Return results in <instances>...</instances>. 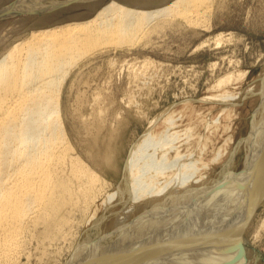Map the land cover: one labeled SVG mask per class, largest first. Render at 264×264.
Masks as SVG:
<instances>
[{"label": "bare ground", "instance_id": "bare-ground-1", "mask_svg": "<svg viewBox=\"0 0 264 264\" xmlns=\"http://www.w3.org/2000/svg\"><path fill=\"white\" fill-rule=\"evenodd\" d=\"M56 1L29 0L27 7L38 12L48 8L43 3L52 6ZM208 5L207 0H173L145 9L112 0L83 21L50 27L49 18L42 17L39 29L1 53L0 264H14L31 228L41 227L36 233L41 242L35 243L46 246L44 240L67 236L63 230L75 214L85 216L92 207L85 222L94 232L74 250L71 260L78 259L77 264H250L235 248L233 232L245 222V213H240L244 203L254 204L264 194V110L239 144L245 158L238 173L212 180L202 156L194 158L190 150L181 153L189 143V127L188 135L183 132L187 140L180 139L179 145V130H147L131 146L122 179L110 191L105 178L73 153L62 116L63 85L79 59L107 44L131 42L135 30L156 19L166 22L174 13L198 19L210 11ZM196 17L187 20L197 22ZM23 20L15 21L10 31ZM6 38L8 33H0V40ZM170 118L171 128L176 124ZM100 198L101 207L96 205Z\"/></svg>", "mask_w": 264, "mask_h": 264}, {"label": "rangeland", "instance_id": "rangeland-1", "mask_svg": "<svg viewBox=\"0 0 264 264\" xmlns=\"http://www.w3.org/2000/svg\"><path fill=\"white\" fill-rule=\"evenodd\" d=\"M110 1L57 0L52 6L45 2L48 8L33 12L27 7L29 0H0V33H8L7 41L0 40V55L13 42L39 29L38 20L42 17L49 18L50 27L73 23L77 18L83 21ZM115 1L153 9L173 0ZM207 3L210 11L198 16L199 20L189 13L188 16L174 13L166 17V22L156 19L137 29V33L135 30L131 42L120 46L107 44L79 59L68 71L61 94L68 139L73 153L105 178L109 184L107 191L122 179L131 146L147 130L151 133L179 130L183 135L176 142L179 145L186 139L184 133L189 130L185 128L189 127V133H193H187L189 143L183 144L186 147L180 151H193L194 158L202 156L211 167L212 180L241 170L245 150L239 144L250 136L252 124L264 110V0H207ZM189 17L198 21L190 23ZM22 18V25L10 31ZM168 118L175 120L170 122L176 125L168 127ZM256 183L261 185V179ZM101 199L96 202L99 207ZM257 202L244 203L240 213H245V222L233 232L235 248L250 264H264V194ZM92 209L85 216L75 214L74 224L63 230L70 236L60 234L55 240L50 239L55 242L44 240L46 246L36 244L41 242L36 235L41 227L31 228L29 232L33 231L30 233L36 237L30 239V233L25 234L24 247L20 249L24 250L18 252L15 262L77 264L78 259L71 260L74 250L94 232L91 224L85 222ZM67 228L74 229L68 232ZM207 264L214 263L210 260Z\"/></svg>", "mask_w": 264, "mask_h": 264}, {"label": "water", "instance_id": "water-1", "mask_svg": "<svg viewBox=\"0 0 264 264\" xmlns=\"http://www.w3.org/2000/svg\"><path fill=\"white\" fill-rule=\"evenodd\" d=\"M239 238L237 237V240H238ZM239 241V240H238Z\"/></svg>", "mask_w": 264, "mask_h": 264}]
</instances>
